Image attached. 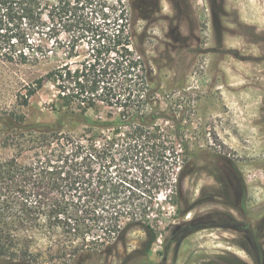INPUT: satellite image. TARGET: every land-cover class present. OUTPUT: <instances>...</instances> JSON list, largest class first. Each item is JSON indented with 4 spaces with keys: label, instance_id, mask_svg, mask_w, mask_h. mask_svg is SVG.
<instances>
[{
    "label": "trees",
    "instance_id": "1",
    "mask_svg": "<svg viewBox=\"0 0 264 264\" xmlns=\"http://www.w3.org/2000/svg\"><path fill=\"white\" fill-rule=\"evenodd\" d=\"M134 35L106 0H0V59L47 67L21 105L46 81L57 92L50 120L0 116V148L11 152L0 159V264H125L119 249L138 231L133 254L148 261L159 196L180 193L181 157L194 154L183 106Z\"/></svg>",
    "mask_w": 264,
    "mask_h": 264
},
{
    "label": "rangeland",
    "instance_id": "2",
    "mask_svg": "<svg viewBox=\"0 0 264 264\" xmlns=\"http://www.w3.org/2000/svg\"><path fill=\"white\" fill-rule=\"evenodd\" d=\"M106 1L126 11L137 53L151 59L170 100L183 106L184 137L194 154L181 157L180 193L159 196L160 235L148 261L133 254L146 238L141 231L129 236L118 259L264 264V0ZM80 50L85 54L86 44ZM46 69L0 59V116L16 110L31 122L52 118L57 92L49 81L28 108L21 105L27 86ZM10 154L0 148V159Z\"/></svg>",
    "mask_w": 264,
    "mask_h": 264
}]
</instances>
